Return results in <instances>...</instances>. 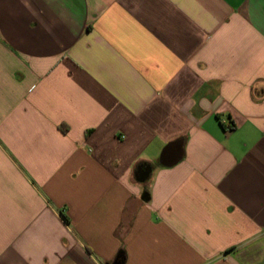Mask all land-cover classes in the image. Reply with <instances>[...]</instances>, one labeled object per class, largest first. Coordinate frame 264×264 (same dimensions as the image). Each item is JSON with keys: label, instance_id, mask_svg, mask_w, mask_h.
<instances>
[{"label": "crops", "instance_id": "0c3cea01", "mask_svg": "<svg viewBox=\"0 0 264 264\" xmlns=\"http://www.w3.org/2000/svg\"><path fill=\"white\" fill-rule=\"evenodd\" d=\"M118 262L264 264V0H0V264Z\"/></svg>", "mask_w": 264, "mask_h": 264}, {"label": "trees", "instance_id": "16d2710c", "mask_svg": "<svg viewBox=\"0 0 264 264\" xmlns=\"http://www.w3.org/2000/svg\"><path fill=\"white\" fill-rule=\"evenodd\" d=\"M64 218H65V220H67V221H68V218H67L66 216H64Z\"/></svg>", "mask_w": 264, "mask_h": 264}, {"label": "water", "instance_id": "95a60500", "mask_svg": "<svg viewBox=\"0 0 264 264\" xmlns=\"http://www.w3.org/2000/svg\"><path fill=\"white\" fill-rule=\"evenodd\" d=\"M117 264H121V262H118Z\"/></svg>", "mask_w": 264, "mask_h": 264}]
</instances>
